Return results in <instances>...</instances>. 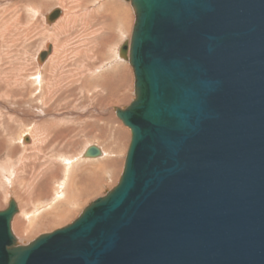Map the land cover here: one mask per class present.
I'll list each match as a JSON object with an SVG mask.
<instances>
[{"label":"water","instance_id":"1","mask_svg":"<svg viewBox=\"0 0 264 264\" xmlns=\"http://www.w3.org/2000/svg\"><path fill=\"white\" fill-rule=\"evenodd\" d=\"M129 2L119 52L134 97L115 110L130 130L118 182L27 245L10 199L0 264H264V0Z\"/></svg>","mask_w":264,"mask_h":264},{"label":"rangeland","instance_id":"2","mask_svg":"<svg viewBox=\"0 0 264 264\" xmlns=\"http://www.w3.org/2000/svg\"><path fill=\"white\" fill-rule=\"evenodd\" d=\"M128 1L0 0V210L10 199L17 201L19 210L11 230L22 245L70 224L91 201L118 182L130 130L117 118L115 110L126 107L134 97L129 57L122 59L116 54L125 41L129 42L135 19ZM55 7L62 8L63 17L47 22L45 16ZM48 44L56 49L39 67L37 56ZM53 63L57 67L53 68ZM40 123L45 134L42 151L29 153L34 147L24 145L34 141L25 142L23 138L32 137V128ZM88 145L98 146L114 162L99 171L91 169L84 186L82 179L76 178L70 186V182H64V159L74 161L68 173L79 177L80 168H91L94 162L82 158L81 152ZM49 158L54 161L52 168ZM45 162L48 171L44 172L40 164ZM67 174L65 171L66 177ZM54 191L58 194L49 199ZM55 208L52 212L58 215L49 213Z\"/></svg>","mask_w":264,"mask_h":264},{"label":"bare ground","instance_id":"3","mask_svg":"<svg viewBox=\"0 0 264 264\" xmlns=\"http://www.w3.org/2000/svg\"><path fill=\"white\" fill-rule=\"evenodd\" d=\"M127 1V0H126ZM95 2V1H94ZM129 2V1H128ZM79 4H80V2H78ZM65 4V3H64ZM64 7H66L65 5H63ZM73 7V6H72ZM72 7H69L70 9L72 8ZM75 7V6H74ZM56 8V7H55ZM59 8V7H58ZM69 8H65V9H69ZM60 9V14L58 15V17L54 20L55 22L57 21V19H59V18H61V16H62V14H63V10H62V8H59ZM75 9V8H74ZM52 10V9H51ZM70 11V10H69ZM65 12H67L66 10H65ZM71 12V11H70ZM112 12H114V10L112 11ZM72 13V12H71ZM115 13V12H114ZM65 15H66V13H64ZM113 14V13H112ZM75 15V14H74ZM93 15V14H92ZM68 16V15H67ZM77 16V15H76ZM83 16H86V15H82V18H83ZM63 17V16H62ZM71 17H73V16H71ZM66 18V17H65ZM77 18V17H76ZM114 19H115V17H114ZM123 19H124V17H123ZM76 20V19H75ZM78 20V19H77ZM83 20V19H82ZM53 21V22H54ZM61 21V20H60ZM60 21H58V22H60ZM84 21V20H83ZM57 22V23H58ZM64 22V21H63ZM76 22V21H75ZM123 22V21H122ZM124 22H125V20H124ZM74 23V22H73ZM59 24V23H58ZM85 24V23H84ZM70 25V24H69ZM59 26H60V24H59ZM59 26H57L58 28H59ZM56 27V26H55ZM55 27H53V28H55ZM56 27V28H57ZM49 28V27H48ZM60 28H62V27H60ZM59 28V29H60ZM45 31H47V30H45ZM44 31V32H45ZM55 32V31H54ZM50 33V32H49ZM61 33V32H60ZM53 35V34H52ZM55 35V34H54ZM85 37V36H84ZM48 38V37H47ZM51 38V37H50ZM68 43V42H67ZM54 44H55V42H54ZM51 45V52L49 53V55L52 53V52H54L53 50H54V46L55 45H53V44H50ZM128 45H129V42H128ZM57 47V46H56ZM46 48V47H45ZM63 48V47H62ZM56 49V48H55ZM119 49L120 48H118V52L116 53L118 56L117 57H122V59L123 58H126V57H128V54H126V57H123L121 54H120V52H119ZM42 51V50H41ZM58 52H60L59 50H58ZM77 52V51H76ZM61 53V52H60ZM55 54V53H54ZM58 54V53H57ZM62 54V53H61ZM49 55H47V57L45 58V60L49 57ZM59 55V54H58ZM64 55V54H63ZM75 56V55H74ZM55 59H57V57L55 58ZM67 59V58H66ZM79 59V58H78ZM38 60V59H37ZM36 60V61H37ZM44 60V61H45ZM43 61V62H44ZM42 62V63H43ZM40 63V64H39ZM39 67H40V65H41V62L39 61ZM64 63V62H63ZM46 64V63H45ZM57 64V63H56ZM54 65V63L52 64V66H53V68L54 67H57V65ZM60 64V63H59ZM49 66H50V64H49ZM64 66V65H63ZM49 68V67H48ZM64 68V67H63ZM79 70V69H78ZM96 70V69H95ZM50 71V70H49ZM56 71V70H55ZM76 72V71H75ZM38 73V72H37ZM49 73H51V72H49ZM61 73V72H60ZM52 75H53V73H52ZM50 76V74L48 75V77ZM47 77V78H48ZM50 78V77H49ZM49 78L47 79L48 81H49ZM46 80V82H48ZM94 80V79H93ZM36 81V80H35ZM71 81V80H70ZM45 82V81H44ZM56 82V81H55ZM65 83V82H64ZM91 84V83H90ZM45 85V84H44ZM57 85H59V84H57ZM64 87V86H63ZM95 87V86H94ZM93 87V88H94ZM48 88V87H47ZM99 89V88H98ZM55 90V89H54ZM49 91V90H48ZM54 92V91H53ZM46 94V93H45ZM51 94V93H50ZM57 94V93H56ZM46 98V97H45ZM47 100V99H46ZM51 100H52V98H51ZM50 100V101H51ZM62 100H64V99H62ZM65 101V100H64ZM73 101V100H72ZM53 102V101H52ZM77 102V101H76ZM50 103V102H49ZM44 105V104H43ZM117 109V108H116ZM116 112V111H115ZM72 119V118H71ZM45 123V122H44ZM41 124V123H40ZM48 124V123H47ZM37 125V124H36ZM82 125V124H81ZM45 128V127H44ZM69 128V127H68ZM40 129V130H39ZM94 129V128H93ZM32 131H33V136L32 137H30L31 135H29V136H25L24 138H23V140H25L26 139V141L25 142H27L28 140H30L31 142H32V140L34 141V142H32L33 143V145H32V143L30 144V145H24V147H30V146H32V147H34V148H31V150H29V153H34L35 152V150L36 151H42L40 148V146H41V144L43 143L42 141L44 140V133H43V124H41V125H37V127H34V128H32ZM2 132H4V131H2ZM46 132H48V131H46ZM79 134V133H78ZM81 134V133H80ZM2 135H3V133H2ZM32 138V139H31ZM46 138V137H45ZM64 142V141H63ZM86 144V143H85ZM88 144V143H87ZM36 145V146H35ZM43 145V144H42ZM20 146V145H19ZM88 146H91V145H88ZM88 146H86L85 148H84V150L88 147ZM95 146V145H94ZM98 149H99V155L98 156H101L100 158H98V156H96V157H88V158H85V156H84V150L81 152L82 153V158H85V159H89V160H91V161H94V162H92V163H90V164H92L91 165V168H89V166H87L86 165V167H88V169H86V168H80V166H79V168H80V176L79 177H77L76 175H74V173H72V172H69L68 173V170H69V168L70 169H73V163H72V161L73 160H66V159H64L65 161H64V163H65V171H66V174H67V177H66V175H65V171H64V176H65V178H64V182L66 181V183L67 182H70L69 183V185L71 186V181L74 179V178H76V179H82V182L83 183H81V185L82 186H84L85 185V182H86V176H87V173H89V172H91V169L93 170V169H95V170H100L102 167H105V166H107L108 164H110V163H113L114 162V159L112 158V156H107V154H106V152H104L101 148H99L98 146H96ZM59 149V148H58ZM26 150V149H25ZM24 152H26V151H24ZM28 153V154H29ZM107 156L106 158L104 157L105 155ZM31 155V154H30ZM29 155V156H30ZM28 156V155H27ZM26 156V157H27ZM39 157V156H38ZM45 157V156H44ZM102 157H104L103 159H102V161H100V159L102 158ZM92 158H94V159H92ZM44 159V158H43ZM75 159V158H74ZM28 160V159H27ZM45 160V159H44ZM95 160H99V161H95ZM22 161H23V158H22ZM38 161V160H37ZM43 161V160H42ZM81 161H83V159H81ZM40 162V161H39ZM38 162V163H39ZM54 161H53V159L52 158H49V162H48V164L50 165V167L52 168V166L54 165V163H53ZM74 162V161H73ZM45 164V165H44ZM44 164H40L41 166H43V169H44V172L47 170L48 171V165H47V163L45 162ZM87 164H89V163H87ZM79 165V164H78ZM110 165H112V164H110ZM15 166V165H14ZM26 166H27V164H26ZM25 166V167H26ZM35 165H33L32 164V168L34 167ZM0 167H1V165H0ZM3 167V166H2ZM109 167V166H108ZM111 167V166H110ZM3 168H5V167H3ZM7 168V167H6ZM5 168V169H6ZM59 170H60V168H58ZM64 169V168H63ZM36 170V169H35ZM1 171V170H0ZM33 171V170H32ZM56 171V170H55ZM62 171V170H61ZM71 171V170H70ZM18 171H13V174H15V173H17ZM24 172V171H23ZM3 173V172H2ZM8 174V173H7ZM45 174V173H44ZM63 174V173H62ZM78 174V173H77ZM20 175V174H19ZM34 175V174H33ZM32 175V179L34 180V176ZM69 175V176H68ZM4 176V175H3ZM7 176V175H6ZM15 176V175H14ZM37 176H38V174H37ZM93 176V175H92ZM17 177V176H16ZM31 177V176H30ZM39 177V176H38ZM88 177H89V175H88ZM19 178V177H18ZM44 178V177H43ZM6 179H8V178H6ZM15 179V178H14ZM85 181H84V180ZM23 181V180H22ZM35 181V180H34ZM29 182H30V179H29ZM33 181H31L30 183H32ZM28 184V183H27ZM30 185V184H29ZM68 185V184H67ZM80 185V186H81ZM26 186V185H25ZM31 186H32V184H31ZM82 186H81V190L79 191V194H81L82 193ZM14 191H15V189H14ZM15 194V193H14ZM58 194V192H56V191H54L53 193H52V195H51V197H49V199H51V198H53V197H56V195ZM30 196V195H29ZM14 197V196H13ZM18 197V196H17ZM20 197V196H19ZM65 200L64 201H66L67 202V196H64L63 197ZM18 199V198H17ZM15 200V199H14ZM21 200V199H20ZM28 200V199H27ZM40 200H44L43 198H41L40 197ZM39 200V201H40ZM48 200V199H47ZM46 200V201H47ZM17 202V201H16ZM15 202V203H16ZM19 202V201H18ZM59 201H57V203H58ZM75 202V201H74ZM20 203H21V201H20ZM61 204L63 203V201L62 202H60ZM71 203V202H70ZM19 206V205H18ZM18 206H17V208H18ZM42 206V205H41ZM43 207H44V205H43ZM59 206H56V208H58ZM52 209V210H48L49 211V213H53V215L54 214H56V215H58L57 213L58 212H52V211H56L57 209ZM27 209V208H26ZM25 209V210H26ZM17 210H19V209H17ZM22 210H24V209H22ZM28 211V210H27ZM23 212V211H22ZM38 212H40V211H38ZM26 213V212H25ZM33 214H35L34 213V211H33ZM36 214H37V211H36ZM21 215V214H20ZM24 215H26V214H24ZM38 215V214H37ZM14 217V216H13ZM22 217V216H21ZM13 219V218H12ZM11 223H12V221H11ZM12 232H13V230H12ZM16 236V235H15ZM18 237V236H17ZM20 237H22V236H20ZM19 237V238H20ZM18 245H22V244H20V243H18V242H16ZM22 243V242H21Z\"/></svg>","mask_w":264,"mask_h":264}]
</instances>
